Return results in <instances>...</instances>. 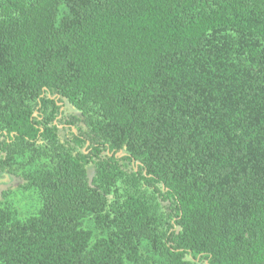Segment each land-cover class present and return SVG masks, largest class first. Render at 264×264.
Here are the masks:
<instances>
[{
  "label": "trees",
  "instance_id": "obj_1",
  "mask_svg": "<svg viewBox=\"0 0 264 264\" xmlns=\"http://www.w3.org/2000/svg\"><path fill=\"white\" fill-rule=\"evenodd\" d=\"M62 1L0 0V264H264V0Z\"/></svg>",
  "mask_w": 264,
  "mask_h": 264
},
{
  "label": "rangeland",
  "instance_id": "obj_2",
  "mask_svg": "<svg viewBox=\"0 0 264 264\" xmlns=\"http://www.w3.org/2000/svg\"><path fill=\"white\" fill-rule=\"evenodd\" d=\"M68 1L69 0H63L59 5L57 14V21L59 22L64 19L67 20V17L71 12ZM69 113L76 114L80 120H83V117L79 112L72 111L71 109V111L69 110ZM20 155L22 154H19V159H23L24 156L20 157ZM10 182L11 184L8 185ZM24 182L25 181L23 179H16L12 182L9 176L0 178V184L5 183V185H0V188L6 186L4 188V194H0V198L4 204H10L16 207L21 215H30L38 211L41 199L36 190L34 191L27 188Z\"/></svg>",
  "mask_w": 264,
  "mask_h": 264
}]
</instances>
